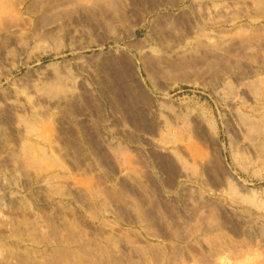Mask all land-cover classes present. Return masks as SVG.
Masks as SVG:
<instances>
[{
    "label": "rangeland",
    "instance_id": "374dc122",
    "mask_svg": "<svg viewBox=\"0 0 264 264\" xmlns=\"http://www.w3.org/2000/svg\"><path fill=\"white\" fill-rule=\"evenodd\" d=\"M144 1L0 0V264H264V0Z\"/></svg>",
    "mask_w": 264,
    "mask_h": 264
},
{
    "label": "bare ground",
    "instance_id": "6f19581e",
    "mask_svg": "<svg viewBox=\"0 0 264 264\" xmlns=\"http://www.w3.org/2000/svg\"><path fill=\"white\" fill-rule=\"evenodd\" d=\"M140 1H142V0H140ZM146 1V0H145ZM144 1V2H145ZM151 1V0H150ZM141 3V2H140ZM143 3V2H142ZM152 3V2H151ZM144 4V3H143ZM147 4V3H146ZM157 4V3H156ZM146 6V5H145ZM153 6V5H152ZM157 7V6H156ZM135 8H137V6H135ZM145 8H147V7H145ZM149 8V7H148ZM144 10V9H143ZM154 10H156V9H154ZM153 10V11H154ZM135 11V10H134ZM152 10H150V12H151ZM152 11V12H153ZM136 12H138V11H136ZM141 12H142V9H141ZM139 13V12H138ZM143 13H144V11H143ZM140 14H142V13H140ZM139 15V14H138ZM147 15V14H146ZM146 15H144V16H142V17H145ZM147 17H145V18H142V19H146ZM141 19V20H142ZM140 20V21H141ZM145 22H146V20H145ZM175 23V22H174ZM169 25H170V23H169ZM157 30V29H156ZM158 31H159V28H158ZM161 31V30H160ZM162 32V31H161ZM154 34H155V29H154V32H153ZM159 33V32H158ZM162 34V33H161ZM163 35V34H162ZM161 37V36H160ZM164 37V36H163ZM162 37V38H163ZM135 42V41H134ZM132 44V43H131ZM138 46V45H137ZM131 47V46H130ZM133 47H135V46H133ZM138 48V47H137ZM129 51H130V49H129ZM124 53H125V51H123ZM129 55V54H128ZM125 56V55H124ZM144 56H145V54H144ZM143 56V57H144ZM119 57V56H118ZM126 57V56H125ZM125 57H123V58H125ZM120 58H121V56H120ZM145 58H147V56H145L144 57V59ZM112 59H115V56H114V58H112ZM112 59H110V60H112ZM143 59V60H144ZM109 60V61H110ZM116 61V60H115ZM114 61V62H115ZM113 62V61H112ZM126 63V62H125ZM124 63V64H125ZM118 64V63H117ZM120 64H122V63H120ZM237 64V63H236ZM114 65V64H113ZM112 65V66H113ZM127 65H125L124 67H126ZM115 67V66H114ZM117 67H118V65H117ZM124 69V68H123ZM128 69V68H127ZM114 70H116V69H114ZM120 70H122V69H120ZM119 71V70H118ZM105 72H106V70H105ZM103 77V76H102ZM105 77V76H104ZM107 78V77H106ZM107 80V79H106ZM105 80V81H106ZM113 80V79H112ZM101 81V80H100ZM104 82V81H103ZM108 82V81H107ZM109 82H111V81H109ZM108 82V83H109ZM113 82V81H112ZM114 84V83H113ZM111 86H113L112 85V83H111ZM79 87V86H78ZM108 87V86H107ZM110 87V86H109ZM80 88V87H79ZM83 88V87H82ZM81 88V89H82ZM85 88V87H84ZM113 88H114V86H113ZM110 89V88H109ZM103 90H105V89H103ZM107 90H108V88H107ZM111 92H112V90H110ZM110 91H109V93H110ZM103 92V91H102ZM77 93V92H76ZM104 93V92H103ZM79 94V93H78ZM83 94V93H82ZM85 94V93H84ZM102 94V93H101ZM80 96H81V94H80ZM84 97V96H83ZM144 98V97H143ZM61 100H59V102H62L63 103V105H65V108L67 109V110H69V109H72V108H74L73 106H74V104L76 103V100L78 99V97L77 96H73V97H70V96H63V98H60ZM81 99H83V98H81ZM81 99H79V100H81ZM83 100H85V99H83ZM78 102V101H77ZM76 106V105H75ZM65 109V110H66ZM68 112V111H67ZM69 112H70V110H69ZM74 112H75V110H74ZM71 114H73L72 112H70ZM69 113V114H70ZM39 114V113H38ZM68 113H66V115H69ZM70 114V115H71ZM41 116V115H40ZM43 117V116H42ZM27 119V118H26ZM33 119V118H32ZM37 120V119H36ZM35 120V121H36ZM39 120V119H38ZM38 120H37V122H38ZM25 121V120H24ZM29 121V120H28ZM42 121V120H41ZM32 122H34V119H33V121ZM25 123V122H24ZM35 124H37V123H35ZM39 124H40V120H39ZM26 126V125H25ZM28 126H31V125H28ZM42 126V125H41ZM35 127V126H34ZM34 127L33 126H31V128H32V130L34 129ZM26 128H28L27 126H26ZM39 128H40V126H39ZM44 128V127H43ZM29 129V128H28ZM46 129V128H45ZM33 132V131H32ZM41 132V131H40ZM39 132V133H40ZM34 133V132H33ZM33 133H30V134H33ZM256 133V132H255ZM3 134V133H2ZM35 134H38V131H37V133H35ZM253 134V133H252ZM50 135V134H49ZM251 135V134H250ZM2 136V135H1ZM44 137V136H43ZM252 137V136H251ZM253 137H255L254 136V134H253ZM6 138V137H5ZM250 138V137H249ZM248 139V138H247ZM251 139V138H250ZM7 140V139H6ZM51 140V139H50ZM192 142V141H191ZM190 142V144H193V143H191ZM49 143V142H48ZM26 144H28V143H26ZM195 144V143H194ZM197 144V143H196ZM198 145V144H197ZM196 145V146H197ZM35 146H37V145H35ZM188 147H191V146H193V145H187ZM26 147H27V145H26ZM38 147V146H37ZM36 147V148H37ZM188 147H187V150H188ZM194 147H195V145H194ZM197 147H199V146H197ZM196 147V149H194L193 150V155L192 156H194L195 158L194 159H197L196 160V162L198 161L199 163H200V166H201V164H203L204 163V166H206L205 168L207 169H205V170H203V171H205L206 173H207V176H208V181L210 182V184L211 185H213L214 187H221V185H222V178L224 179V177H222L221 178V172H222V174H223V171L221 170V167L222 166H220L219 168H220V170H219V168H217L218 166H217V163H218V160L220 159V158H218V157H216L215 155V157L213 158V156H212V158H210L211 156L210 155H208L209 154V152H208V154L206 153V151H203L202 149H199V148H197ZM28 148V147H27ZM32 148V147H31ZM29 149V148H28ZM34 149H35V147H34ZM33 150V149H32ZM38 150V149H37ZM26 151V150H25ZM24 151V152H25ZM29 151V150H28ZM30 151H31V149H30ZM39 151H41V150H39ZM35 152V151H34ZM188 152H189V150H188ZM26 153V152H25ZM29 153V152H28ZM32 153V152H31ZM30 153V154H31ZM37 153H38V151H37ZM40 153H42V152H39V154ZM211 153V152H210ZM36 154V153H35ZM29 155V154H28ZM43 155V154H42ZM31 156V155H30ZM29 156V157H30ZM35 157V155H32L31 157ZM41 156V155H40ZM27 157V156H26ZM41 157H43V156H41ZM236 157V156H235ZM36 158H37V156H36ZM39 158V157H38ZM237 158V157H236ZM239 158H240V156H239ZM54 159H57V158H54ZM58 160V159H57ZM193 160V159H192ZM237 160V159H236ZM239 160H241V159H239ZM238 160V161H239ZM30 161V160H29ZM40 162V158H39V161H38V163ZM30 163H32V162H30ZM241 163V165H242V163H243V161L242 162H240ZM246 163V162H245ZM244 163V164H245ZM20 164V162L18 163V165ZM17 165V164H16ZM198 165V164H197ZM220 165H221V163H220ZM14 166L15 165H13V169H15L16 170V168L18 167V166H16V168H14ZM199 166V167H200ZM217 166V167H216ZM20 167V166H19ZM19 169V168H18ZM22 169V168H21ZM20 170V169H19ZM14 171V170H13ZM22 171V170H21ZM202 171V170H201ZM226 171V170H225ZM16 172V171H15ZM20 172V171H19ZM18 173V172H17ZM26 173V172H25ZM24 173V174H25ZM226 173V172H225ZM16 174V173H15ZM20 174H22V173H20ZM16 176H17V174H16ZM51 177H53V176H51ZM55 177V176H54ZM47 179H49V178H47ZM46 179V180H47ZM56 179H58V178H56ZM56 179H54V180H56ZM53 180V179H52ZM86 182V185H85V187L87 188V189H89V190H92V189H94V187H93V181H91V180H88V181H85ZM206 184V183H205ZM209 184V185H210ZM210 185V186H211ZM224 185V184H223ZM223 185H222V187H223ZM209 186V187H210ZM208 187V186H207ZM212 187V186H211ZM221 187V188H222ZM241 187V186H240ZM243 187H241V189H242ZM100 190H104V189H100ZM98 191V190H94L92 193H94V192H97L98 191V194H101V195H106L107 193L105 192L106 190H104V191ZM215 190V189H214ZM220 190V189H219ZM222 190V189H221ZM221 190H220V194H224V193H222L221 192ZM244 190H245V188H244ZM216 191H217V189H216ZM247 191H249V190H246V194L248 193ZM224 192V191H223ZM238 192V191H237ZM241 192H243V191H241ZM225 193H226V191H225ZM229 193V192H228ZM228 193H227V195H228ZM112 195H114L113 194V192L111 193ZM119 194V193H118ZM118 194H116L115 193V195H118ZM182 194V193H181ZM217 194H219L218 193V191H217ZM230 194V193H229ZM231 194H232V192H231ZM236 194H239V193H236ZM244 194V193H243ZM250 194H251V192H250ZM250 194H248L249 196H250ZM114 195V196H115ZM121 195V194H120ZM184 195V194H183ZM226 195V194H225ZM235 195V194H234ZM247 195V196H248ZM119 196V195H118ZM221 196V195H220ZM246 196V197H247ZM251 196H253V195H251ZM251 196H250V198H244L243 196V199H241V200H239L238 202H240L241 204H249L250 205V203L249 202H251V203H253V204H256V203H254L253 202V200L251 199ZM110 197V196H109ZM123 197V196H122ZM235 197L236 196H234V199H235ZM238 197V196H237ZM240 197H241V194H240ZM116 198H117V196H116ZM231 198L233 199V194H232V196H231ZM256 198V197H255ZM181 199V198H180ZM223 199H226V198H223ZM183 200V199H182ZM231 200V199H230ZM238 200V199H237ZM236 199H235V201H237ZM255 200V199H254ZM256 200H257V198H256ZM261 201V200H260ZM260 201H257V202H259L260 204H261V206H262V203L264 202H260ZM182 202V201H181ZM184 203V202H183ZM232 203H233V201H232ZM235 203V202H234ZM185 204V203H184ZM236 204V203H235ZM248 205V206H249ZM252 205V204H251ZM264 205V204H263ZM131 206L133 207V209L140 215V216H142V218L145 216L146 217V215H145V213H144V210L142 209V205L138 202V200L137 199H134L133 200V203L131 204ZM236 206H237V204H236ZM238 206H239V204H238ZM240 206H242V205H240ZM239 206V207H240ZM244 207V206H243ZM255 207H256V205H255ZM258 207V206H257ZM262 208V207H261ZM244 209H247L246 207L244 208ZM248 209H250V208H248ZM247 209V210H248ZM257 209V208H256ZM259 209V211H260V208H258ZM244 211V210H243ZM250 211V210H249ZM247 212V211H246ZM261 212H263V211H261ZM250 213H251V211H250ZM144 216H143V215ZM245 214H248V215H250L249 213H245ZM258 214V213H257ZM264 215V214H263ZM251 216V215H250ZM253 216V215H252ZM254 218H256L255 216H254ZM251 219H252V217H251ZM257 219H258V217H257ZM212 221H211V223H210V225L209 226H207L208 227V229L206 230L207 232L208 231H218V230H221L222 229V223H221V220H220V215L219 214H216L215 216H213V218L211 219ZM263 216H262V224L264 223L263 222ZM146 221V220H145ZM254 222L256 221V220H253ZM261 220H258L257 222L259 223ZM256 223V222H255ZM262 227V226H261ZM260 228V227H259ZM260 230V229H259ZM263 230V229H262Z\"/></svg>",
    "mask_w": 264,
    "mask_h": 264
}]
</instances>
